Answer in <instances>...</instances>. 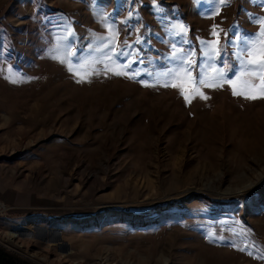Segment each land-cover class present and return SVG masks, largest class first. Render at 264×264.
<instances>
[{"label":"rangeland","instance_id":"rangeland-1","mask_svg":"<svg viewBox=\"0 0 264 264\" xmlns=\"http://www.w3.org/2000/svg\"><path fill=\"white\" fill-rule=\"evenodd\" d=\"M261 19L264 0H0V249L264 264V79L241 63Z\"/></svg>","mask_w":264,"mask_h":264},{"label":"snow or ice","instance_id":"snow-or-ice-1","mask_svg":"<svg viewBox=\"0 0 264 264\" xmlns=\"http://www.w3.org/2000/svg\"><path fill=\"white\" fill-rule=\"evenodd\" d=\"M261 24H264V19H261L259 21ZM262 34H264V29L261 30ZM246 44L248 45H251L252 46V49H254L255 47V44H256V41L255 40H251V41H245ZM261 53H262V58L259 62H257L255 59H249L247 61H241L242 64H244L245 66H248L252 75H256L257 71L261 74V78L264 79V49L261 50ZM249 56H252L253 55V51L252 50H249L248 52ZM121 55H123V53H121ZM129 55H133V54H129ZM142 62V61H141ZM132 63H135V61L133 60ZM126 66H129V65H126ZM118 75H122V74H126V73H123V72H119L117 73ZM200 83H204L203 80L200 81ZM167 86V85H165ZM175 86V85H173ZM234 94H242V93H236L234 92ZM261 95H264V92L261 93ZM253 99H255L256 97H252ZM187 99V97H186Z\"/></svg>","mask_w":264,"mask_h":264},{"label":"trees","instance_id":"trees-1","mask_svg":"<svg viewBox=\"0 0 264 264\" xmlns=\"http://www.w3.org/2000/svg\"><path fill=\"white\" fill-rule=\"evenodd\" d=\"M0 264H28L25 262H21L14 258L12 255L0 249Z\"/></svg>","mask_w":264,"mask_h":264},{"label":"water","instance_id":"water-1","mask_svg":"<svg viewBox=\"0 0 264 264\" xmlns=\"http://www.w3.org/2000/svg\"><path fill=\"white\" fill-rule=\"evenodd\" d=\"M41 231H42V234L44 235V236H46L47 235V233H48V236H50V237H45L44 239L46 240V238H52L53 239V237H55L56 236V238H57V232H55V231H50V230H45V229H40ZM50 232V233H49Z\"/></svg>","mask_w":264,"mask_h":264},{"label":"built area","instance_id":"built-area-1","mask_svg":"<svg viewBox=\"0 0 264 264\" xmlns=\"http://www.w3.org/2000/svg\"><path fill=\"white\" fill-rule=\"evenodd\" d=\"M5 209L2 208V206H0V217L3 216V214L5 213Z\"/></svg>","mask_w":264,"mask_h":264},{"label":"crops","instance_id":"crops-1","mask_svg":"<svg viewBox=\"0 0 264 264\" xmlns=\"http://www.w3.org/2000/svg\"><path fill=\"white\" fill-rule=\"evenodd\" d=\"M7 214H9V213L7 212Z\"/></svg>","mask_w":264,"mask_h":264}]
</instances>
